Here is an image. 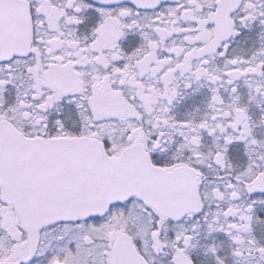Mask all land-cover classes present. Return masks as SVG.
<instances>
[{
  "label": "snow or ice",
  "instance_id": "1",
  "mask_svg": "<svg viewBox=\"0 0 264 264\" xmlns=\"http://www.w3.org/2000/svg\"><path fill=\"white\" fill-rule=\"evenodd\" d=\"M0 264H264V0H0Z\"/></svg>",
  "mask_w": 264,
  "mask_h": 264
}]
</instances>
